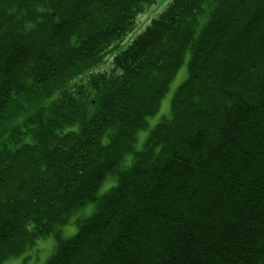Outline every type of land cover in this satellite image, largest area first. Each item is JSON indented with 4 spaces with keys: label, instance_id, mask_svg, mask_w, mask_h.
<instances>
[{
    "label": "trees",
    "instance_id": "16d2710c",
    "mask_svg": "<svg viewBox=\"0 0 264 264\" xmlns=\"http://www.w3.org/2000/svg\"><path fill=\"white\" fill-rule=\"evenodd\" d=\"M151 1L0 0V264H264V0Z\"/></svg>",
    "mask_w": 264,
    "mask_h": 264
},
{
    "label": "rangeland",
    "instance_id": "374dc122",
    "mask_svg": "<svg viewBox=\"0 0 264 264\" xmlns=\"http://www.w3.org/2000/svg\"><path fill=\"white\" fill-rule=\"evenodd\" d=\"M168 1L170 0H153L149 4L145 5V8L142 10V12H140L136 16L135 26L132 31L128 33L124 42H128L131 37H134L137 33H139L149 23L152 17H155L161 10H163ZM185 77L186 65L182 64V66L178 69L176 75L170 82L167 93L161 99L158 111L152 116L148 117L146 128L140 130L137 133V140L134 143V149L138 150L142 147L147 133L153 128V126L158 121L163 118L170 117V100L172 94ZM130 158L131 154L126 155L125 162L123 164L128 165ZM114 183V177H107L102 182L97 193L102 194ZM93 210L94 203L92 202L76 210L70 217V223L65 226H62L61 236L69 237L75 234V232L77 231V220L88 216ZM54 245L55 240L53 236L39 238L24 252H22L18 256L6 260L5 264H43L53 252Z\"/></svg>",
    "mask_w": 264,
    "mask_h": 264
}]
</instances>
